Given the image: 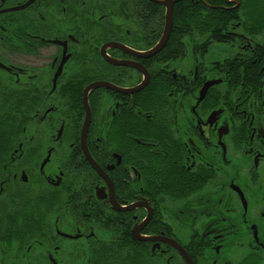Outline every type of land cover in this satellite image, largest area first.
Returning a JSON list of instances; mask_svg holds the SVG:
<instances>
[{
	"label": "flooded vegetation",
	"instance_id": "1",
	"mask_svg": "<svg viewBox=\"0 0 264 264\" xmlns=\"http://www.w3.org/2000/svg\"><path fill=\"white\" fill-rule=\"evenodd\" d=\"M0 103V264H264V0H0Z\"/></svg>",
	"mask_w": 264,
	"mask_h": 264
},
{
	"label": "trees",
	"instance_id": "2",
	"mask_svg": "<svg viewBox=\"0 0 264 264\" xmlns=\"http://www.w3.org/2000/svg\"><path fill=\"white\" fill-rule=\"evenodd\" d=\"M218 16H219V27L226 24L228 21H232L235 19L234 14L228 12L226 13L223 11H218ZM18 125L19 122L16 113L11 109H6L5 111H3L0 103V162L2 161V159L6 157L5 156L6 152L8 153L9 151L7 147L10 140L9 137L11 135H14L8 129L14 128Z\"/></svg>",
	"mask_w": 264,
	"mask_h": 264
},
{
	"label": "water",
	"instance_id": "3",
	"mask_svg": "<svg viewBox=\"0 0 264 264\" xmlns=\"http://www.w3.org/2000/svg\"><path fill=\"white\" fill-rule=\"evenodd\" d=\"M168 20H169V25H171V23H172V16H173V4H172V6L168 9ZM171 22V23H170ZM168 31H167V33H166V35H165V39L162 41V43L164 42V41H166V39H167V37H168ZM162 43H161V46H159V47H157L156 48V50L153 52V54L154 53H156L159 49H161L162 48ZM95 87H98L97 85H95V86H93V87H89L88 88V90H87V92H89L90 91V89H93V88H95ZM86 92V93H87ZM85 132V131H84Z\"/></svg>",
	"mask_w": 264,
	"mask_h": 264
},
{
	"label": "rangeland",
	"instance_id": "4",
	"mask_svg": "<svg viewBox=\"0 0 264 264\" xmlns=\"http://www.w3.org/2000/svg\"><path fill=\"white\" fill-rule=\"evenodd\" d=\"M1 108H2V107H1ZM2 109H3V108H2ZM3 111H5V110H3ZM9 138H10V140H11L12 143H14L15 140H16V139H15V135H11ZM36 158H37V156H36ZM0 174H1V173H0Z\"/></svg>",
	"mask_w": 264,
	"mask_h": 264
}]
</instances>
